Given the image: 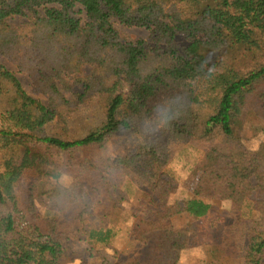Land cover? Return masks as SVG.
<instances>
[{
	"label": "trees",
	"instance_id": "1",
	"mask_svg": "<svg viewBox=\"0 0 264 264\" xmlns=\"http://www.w3.org/2000/svg\"><path fill=\"white\" fill-rule=\"evenodd\" d=\"M118 24L150 36L129 40ZM91 104L101 121L84 135L48 131ZM249 114L264 122V0H0V264H86L70 241L83 233L108 243L119 230L109 208L96 212L85 198L109 205L108 176L133 201L137 243L115 264H181L190 229L174 217L210 216L214 199L230 202L234 220L205 263L264 264V138L245 144ZM119 137L135 143L111 157ZM190 142L205 153L180 205L165 168ZM48 174L72 181L55 182L41 211L35 192Z\"/></svg>",
	"mask_w": 264,
	"mask_h": 264
},
{
	"label": "rangeland",
	"instance_id": "2",
	"mask_svg": "<svg viewBox=\"0 0 264 264\" xmlns=\"http://www.w3.org/2000/svg\"><path fill=\"white\" fill-rule=\"evenodd\" d=\"M23 18H16L14 23H20ZM129 40H136L139 38L148 39L150 31L144 27H129L122 24L117 25ZM180 44H187L188 40L182 36L177 38ZM1 61L11 69H14L16 75L27 89V91L36 98L47 101V96L43 93L34 91V86L29 75L20 71L18 67L6 58H1ZM101 114H99L96 104L83 107L82 110L76 114L62 115L58 119H54L48 125V131L51 134H63L67 136L84 135L89 126L101 121ZM244 130L241 132L244 142L249 147H256L261 139L264 138V132L254 129L252 125L259 127L264 125V122L254 114L246 116L243 123ZM135 140L132 137H119L109 142L107 153L111 156H117L119 151L130 149L133 147ZM205 153V149L198 143H187L178 147L173 155L171 162L167 165L165 170L171 175L175 176L178 181V188L172 196L173 201H177L180 205L191 196L192 182L191 178L193 168L201 160ZM130 172V171H129ZM131 173V172H130ZM129 173V174H130ZM133 173L129 175L132 178ZM23 181L31 179L30 176H25ZM110 181V199L109 205L106 203L98 205L96 200H92L89 191H86L85 198L90 206L95 205L96 212H100L101 208L110 209L116 227L119 228L117 235L113 237L108 243L91 242L86 234L80 235L79 239L70 241L72 247L77 251H82L86 264H115L120 258L125 256H132L136 251L137 243L132 236V207L131 201L117 181L108 176ZM72 181L70 174H62L60 177H53L52 174L45 175L39 182L35 192V199L41 211L46 210V198L49 190L55 184L60 182L62 185L68 186ZM134 185L131 189L137 195L139 184L134 180ZM136 186V187H135ZM214 208L210 216L194 217L189 214L180 213L174 217L173 222L176 226H188L190 229L189 246L182 252L181 264H207L210 259V247L220 237L223 229L234 220L233 212L228 200H210ZM97 214V213H96ZM96 214L91 218H95ZM100 220V219H99ZM98 223V220L95 221ZM225 226V227H224ZM249 224L247 225V228ZM80 234V233H79ZM242 258H226L219 264H241ZM74 264H81L80 260Z\"/></svg>",
	"mask_w": 264,
	"mask_h": 264
}]
</instances>
